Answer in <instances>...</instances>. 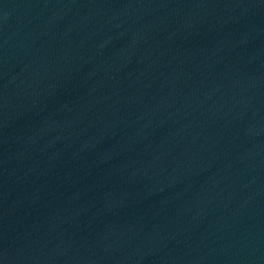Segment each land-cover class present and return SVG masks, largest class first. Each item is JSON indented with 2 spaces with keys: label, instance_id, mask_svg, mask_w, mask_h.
<instances>
[{
  "label": "water",
  "instance_id": "1",
  "mask_svg": "<svg viewBox=\"0 0 264 264\" xmlns=\"http://www.w3.org/2000/svg\"><path fill=\"white\" fill-rule=\"evenodd\" d=\"M0 264H264V0H0Z\"/></svg>",
  "mask_w": 264,
  "mask_h": 264
}]
</instances>
